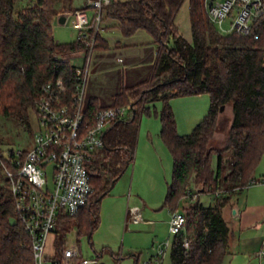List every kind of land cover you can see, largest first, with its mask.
Segmentation results:
<instances>
[{
    "label": "trees",
    "instance_id": "1",
    "mask_svg": "<svg viewBox=\"0 0 264 264\" xmlns=\"http://www.w3.org/2000/svg\"><path fill=\"white\" fill-rule=\"evenodd\" d=\"M185 1L112 0L107 6V14L119 20L123 33L131 35L138 29L151 33L157 53L147 78L113 96L110 105L133 106L127 117L111 123L103 147L89 163L94 186L89 203L77 215L59 220L57 255L67 246L65 235L77 218L80 234L91 236L97 228L101 199L133 161L141 117L150 112L148 103L156 100L164 103L161 136L173 156L164 206L182 210L186 216L185 230L173 238L172 264H222L231 249L232 230L223 209L233 193L249 185L264 156V12L254 21L257 38L224 34L208 17L205 0H189L192 40H188L176 24ZM18 2L0 0V115L29 124V112L35 110L44 84L62 77L68 95L74 91L77 66L60 55L89 47L86 38L66 43L54 38L58 7L60 12L75 8L59 6L61 0H36L25 6ZM88 31L90 39L95 38L93 49L109 47L100 32ZM200 93H209V110L190 133L180 134L170 100ZM100 107L96 96L89 98L85 107L89 123ZM228 107L230 124L223 137H218ZM228 151L232 152L231 164L225 167ZM14 153L5 157L0 148V264H35L32 240L18 215L4 170V164L13 168ZM202 193L211 194L210 204L200 200ZM192 194L197 195L195 200H189ZM185 237L188 247L183 243Z\"/></svg>",
    "mask_w": 264,
    "mask_h": 264
},
{
    "label": "rangeland",
    "instance_id": "2",
    "mask_svg": "<svg viewBox=\"0 0 264 264\" xmlns=\"http://www.w3.org/2000/svg\"><path fill=\"white\" fill-rule=\"evenodd\" d=\"M35 1L19 0L18 5L25 6ZM61 5L72 8L86 7L88 0H61L59 6ZM188 5L189 0H186L177 15L180 18L181 32L189 38L191 33ZM88 13L92 16L94 10L89 9ZM60 14L70 16L71 11L60 12L58 7V14L53 22L54 38L56 41L64 43L75 41L79 31L73 27L72 18L61 23L58 20ZM231 19L228 17L225 20V28L231 26ZM218 30L224 34L231 33L224 32L220 27ZM100 36L108 42L109 47L95 48L91 51L84 106L87 105L92 95L97 97L100 105L104 106L112 102L114 94L123 87L131 86L147 78L155 59L153 48L157 43L154 41L153 35L145 29H138L131 35L123 33L119 26V20L109 16L106 10L103 12ZM118 41H121L123 46L117 48L114 44ZM144 41L149 42L150 46L145 48L134 46ZM124 43L127 45L124 46ZM63 55H60L61 58ZM119 56L122 59H119ZM67 59L75 66H83L86 55L77 50L70 52ZM132 62H136V64L131 65ZM170 103L175 113L177 131L180 134H187L208 112L210 95L209 93H200L177 96L172 98ZM148 105L150 112H144L141 117L134 159L123 175L114 183L111 191L101 199L100 221L97 228L91 236L84 232L80 234L77 218L74 221L76 224L65 235L66 245H77L83 258L95 257L102 253L99 256L102 264H145L150 255L156 251L159 242L168 239L169 245L161 259V264H172L171 250L174 235L170 233L167 221L165 222L168 213L171 218L172 211L167 206L162 207V205L167 194L168 183L172 180L173 156L161 136L160 113L164 103L162 100H156L148 103ZM229 114L230 107L225 109L222 114L223 124L218 129V137H223L229 127ZM29 115V124L12 116L0 115V148L5 157H8L11 151L17 152L31 148L35 132L40 128V125L35 110H30ZM231 158L232 152L228 151L225 154V167L230 166ZM216 161L217 157L214 155V166ZM260 167L261 169L264 168V156L260 162ZM212 198L211 194L202 193L200 195V200L205 205L210 204ZM139 199H142V203H147L153 214L152 216L143 215V217L155 222L141 221L137 223L131 220L130 208L139 206L141 209V206L136 203V200ZM236 199H239L238 204L241 207L245 200L244 193H233L232 200L234 201L232 202L235 203ZM128 200L130 201L128 202ZM188 201L185 203H189ZM127 202L128 222L125 217L126 213L123 212V204L126 203L127 209ZM228 204L232 206V204ZM229 216L226 212V217L230 218L231 216ZM233 220L234 230L239 231V221ZM51 243L52 236L49 238L48 248L52 247ZM223 264H264V256L260 257L258 253H241L236 245L233 246L231 243V249L225 255Z\"/></svg>",
    "mask_w": 264,
    "mask_h": 264
},
{
    "label": "built area",
    "instance_id": "3",
    "mask_svg": "<svg viewBox=\"0 0 264 264\" xmlns=\"http://www.w3.org/2000/svg\"><path fill=\"white\" fill-rule=\"evenodd\" d=\"M112 0H88V6L75 8L73 27L78 37L86 38V46L80 49L86 55L83 66H77L73 93L62 77L42 87L35 102L40 128L35 132L31 148L18 150L11 158V164H4L12 192L16 198L18 215L24 223L31 240L35 264H99V256L83 258L77 245L66 246L57 255L55 241L49 247V238L55 235L59 220L77 215L86 206L94 186L91 181L89 163L94 154L104 145V134L114 120L123 119L130 113V105H109L96 110L93 122L89 123L84 106L86 80L89 73V59L94 46L89 28L100 32L103 12ZM204 6L210 20L224 32L253 35L254 21L264 12V0H205ZM89 9L94 10L92 16ZM231 17V26L224 27ZM50 171V173H49ZM264 178H252L249 184L263 182ZM196 194L189 196L195 200ZM134 222L143 219L139 206L130 208ZM186 228V216L182 210L171 212L169 231L174 236ZM173 236V237H174ZM184 246H189L187 237ZM169 245L162 242L150 255L145 264H161ZM258 254L264 256V245Z\"/></svg>",
    "mask_w": 264,
    "mask_h": 264
},
{
    "label": "crops",
    "instance_id": "4",
    "mask_svg": "<svg viewBox=\"0 0 264 264\" xmlns=\"http://www.w3.org/2000/svg\"><path fill=\"white\" fill-rule=\"evenodd\" d=\"M189 6V5H188ZM56 18H54L55 20ZM179 19L178 15L176 17V24L179 28V31L181 32V24L179 23ZM185 19L183 18V21ZM189 25H190V17H189ZM182 33V32H181ZM190 33H191V37H187L186 38L188 40H192V32H191V26H190ZM183 34V33H182ZM184 35V34H183ZM141 44H135L134 46H142L141 48H145L150 46V44H148L149 42H140ZM117 48H119L121 45V41H118L117 43L114 44ZM127 43H124V46H126ZM139 48V47H136ZM157 48L158 45H156L153 48V53L154 56L156 57V53H157ZM70 53L64 54L63 55V59L69 60L67 59V55H69ZM133 55H137V54H133ZM119 59H122L121 56H119ZM136 62H132L131 65H135ZM89 74V73H88ZM88 77V76H87ZM86 84H87V80H86ZM94 95H92L91 97H93ZM112 102H109L108 104H105L104 106H108L110 105ZM103 106V105H102ZM262 160V159H261ZM259 161L258 165L255 168L254 174H253V178H257V179H261L264 178V168L261 169L260 167V162ZM264 182V181H263ZM238 192H242L244 193L245 196V200H244V204L239 207V199L235 200V203H233L232 198L230 200V204H227L224 209H223V214L225 219L228 221L231 230H232V239H231V243L233 246L236 245V248H238L240 250L241 253H245V254H251V253H255L257 254L260 250V248L264 245V183L259 182V183H254V184H249L248 186H246L244 189H242L241 191ZM130 200H128L129 202ZM138 203V205L141 206V211H142V215L145 216H152V211L151 209L148 208V205L146 202L142 203V199L140 200H136ZM165 201V199H164ZM128 202H127V209H126V203L123 204V212L124 214L126 213V220L128 222L129 220V215H128ZM164 206V202L163 205ZM226 212L227 215H230L228 217H226ZM147 219V220H146ZM233 219H236L239 221L240 227H239V231L234 230L232 222L234 221ZM141 221H145L146 223H149L151 221L155 222L152 219L149 218H144L140 221H138L137 223L141 222ZM167 221V223L169 224L170 222V214L168 213V216L166 217L165 222ZM156 227V225H155ZM55 241V235L52 236V242ZM162 242H159V244H161ZM158 244V246H159ZM156 249V248H155ZM102 253H100L98 256H101ZM100 258V257H99ZM102 264L101 260L100 263ZM223 264V263H222Z\"/></svg>",
    "mask_w": 264,
    "mask_h": 264
},
{
    "label": "water",
    "instance_id": "5",
    "mask_svg": "<svg viewBox=\"0 0 264 264\" xmlns=\"http://www.w3.org/2000/svg\"><path fill=\"white\" fill-rule=\"evenodd\" d=\"M68 15H66V14H60V15H58V20H59V22H61V23H65L67 20H68ZM131 107L133 106L132 104L130 105ZM224 109V106H222L221 107V110H223ZM113 185H114V183H112V185H111V187H113ZM104 195V194H103ZM103 195H101V197L103 196ZM100 197V198H101Z\"/></svg>",
    "mask_w": 264,
    "mask_h": 264
}]
</instances>
